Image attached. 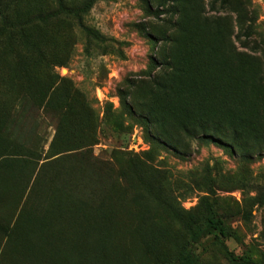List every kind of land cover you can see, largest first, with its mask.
<instances>
[{
    "label": "rangeland",
    "instance_id": "374dc122",
    "mask_svg": "<svg viewBox=\"0 0 264 264\" xmlns=\"http://www.w3.org/2000/svg\"><path fill=\"white\" fill-rule=\"evenodd\" d=\"M7 1L23 17L57 8V0ZM84 1L63 3L79 8ZM197 1L183 0L168 16L194 15ZM232 1L245 2L264 37V0ZM210 2L199 0L198 8L230 16L219 25L228 22L232 43L243 50L237 13L221 11L219 3L213 10ZM151 3L152 9L148 0H97L81 23L65 14L37 22L28 31L40 53L0 44V82L14 78V91L3 85L0 102L23 90L51 100L46 107L25 108L30 119L18 131L10 125V139H3L0 127V264H174L183 247L195 252L196 264H234L212 235L190 240L189 229L205 226L209 204L230 232L227 247L264 264V155L245 159L198 140L185 156L153 148L143 126L124 113L119 90L130 87L143 98L149 84L133 82L148 80L156 70L152 58L162 43L146 32L166 30L150 12L157 0ZM67 175L78 184L69 187ZM158 182L189 220L186 226L151 200L146 188ZM68 190L74 195L70 206L64 200ZM100 223L105 231L97 242Z\"/></svg>",
    "mask_w": 264,
    "mask_h": 264
},
{
    "label": "trees",
    "instance_id": "16d2710c",
    "mask_svg": "<svg viewBox=\"0 0 264 264\" xmlns=\"http://www.w3.org/2000/svg\"><path fill=\"white\" fill-rule=\"evenodd\" d=\"M96 1L85 0L81 7L70 8L64 5L63 0H57V8L23 17L18 10L13 11L14 3L0 0V44L11 50L15 45H20L40 53V43L32 40L29 26L47 18L62 17L63 14L75 16L81 23L82 14ZM182 1L157 0L154 10H150L157 21L163 22L162 28H166L165 31L155 29L151 34L146 32L156 44L162 43L152 58L156 70L148 74V80L133 82V85L138 82L149 84L143 98L135 97L130 87L119 90L124 113L143 126L144 135L153 148H171L180 156H185L190 153L192 140H198L221 144L245 159L264 155V37L254 26L252 12L243 1L210 2L213 10L219 9V3L221 11L233 9L237 13L236 39L243 47V50H239L231 41L232 28L228 22L224 28L219 25V19L230 20L231 17L205 14L202 8H198L201 5L199 0L194 15L182 11L177 20L168 16L179 10ZM152 5L148 0L151 9ZM169 25L173 29H168ZM142 28L147 31L145 25ZM13 80L0 82V93H4L3 85H8L9 91H14ZM30 92L23 90L16 97L13 96L12 101L6 104L0 102L1 134L7 137L3 139L11 138L13 129H10V125L17 126L15 130L18 131L23 121L30 119L27 108L32 111L51 103L50 99H33ZM55 137H60V133ZM127 154L132 162L131 167H137L136 158L132 157L135 155ZM99 168L104 171L101 166ZM67 180L69 187L70 184H78V179L71 175H67ZM146 190L153 202L162 204L169 214L173 213L170 215L175 220L187 225L189 220L185 221L179 207L167 200L160 183L154 189L147 187ZM73 198L70 190L64 193L68 206ZM210 209L209 204L203 228L189 229L191 242H199L201 238L212 235L234 264H257L246 255L235 254L227 247L225 240L230 232L223 219L214 216ZM100 224L97 242L105 231L104 224ZM103 258L101 253L100 259ZM197 259L193 250L183 247L178 262L174 264H196Z\"/></svg>",
    "mask_w": 264,
    "mask_h": 264
}]
</instances>
